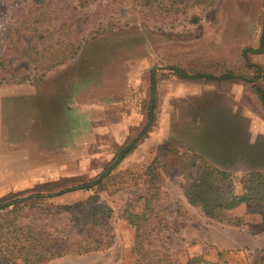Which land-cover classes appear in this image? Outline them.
Listing matches in <instances>:
<instances>
[{"label": "rangeland", "instance_id": "1", "mask_svg": "<svg viewBox=\"0 0 264 264\" xmlns=\"http://www.w3.org/2000/svg\"><path fill=\"white\" fill-rule=\"evenodd\" d=\"M35 8L39 10L33 13ZM263 17L264 0H0V90L11 94L5 102L7 130L0 158V166L10 172L0 174V198L36 184L53 192L97 178L147 122L152 70L156 96L147 134L102 185L43 198L22 223L45 231L47 250L68 248L65 255L80 256L75 252L94 243L103 248L88 252L85 263L134 264V229L121 215L127 205L141 210L138 196L149 178L144 172L159 156L156 209L169 227L151 234L149 251L164 254L170 264L193 259L198 264L260 263L264 230L255 226L261 217L245 203L225 212L241 220L239 225L205 216L187 201L185 176L171 165L185 154L170 152L162 158L161 149L196 144L199 153L230 173L226 185L236 193L245 172L264 171V105L256 90L264 91V51L248 52L249 61L261 69L255 83L183 78L169 69L254 77L255 69L247 66L241 51L258 47ZM34 26L47 39H37L30 30ZM64 38L81 45L61 64L45 69L41 55L27 52L36 58L34 64L24 56L23 50L34 46L40 52L47 45L57 49ZM83 83L91 120L86 126L65 115L61 103ZM22 91L32 94L18 96ZM51 121L60 123L56 130L49 127ZM24 131L29 137L23 138ZM23 166L36 173L19 174ZM88 198L104 208L76 214L59 209ZM44 208L51 214L46 216ZM97 217L106 223L95 224Z\"/></svg>", "mask_w": 264, "mask_h": 264}, {"label": "trees", "instance_id": "2", "mask_svg": "<svg viewBox=\"0 0 264 264\" xmlns=\"http://www.w3.org/2000/svg\"><path fill=\"white\" fill-rule=\"evenodd\" d=\"M212 1L207 3V6H211ZM35 10V11H34ZM33 10V13L37 12V8ZM32 32H36L37 39H47L42 31L37 26ZM66 38L61 41L57 49H54V45H47L41 48L40 51H36L35 47L26 48L23 50L24 56L27 57L29 63L34 64L37 62L36 58H31L27 52L31 50L33 56L41 55L42 62L45 63V69L52 68L58 64L63 63L67 59L72 58L80 49V44L68 43ZM264 51V17L262 21L261 33L259 37L258 47L256 49L246 47L241 51L242 57L247 66L255 69L256 75L252 78L238 75L232 71H228L225 74L213 75L205 73L189 74L184 69L177 66H169V69L179 74L183 78H208L213 80H230V79H242L247 82L255 83L256 79L261 77L260 67L249 61L248 52L261 53ZM22 52V53H23ZM256 85V84H254ZM256 90L264 105V91L256 86ZM156 96V80L154 72L150 71V100L147 112V122L140 130L136 138L131 142L125 143L119 147L114 155L113 162L106 166L103 171L97 176V178L76 184L74 186L61 187L53 192H43V186L36 184L31 189L22 191H16L14 193L5 195L0 198V264H46L53 259L59 258L67 253L69 249H55L47 250V237L43 229L36 228L34 225L22 223L23 219H26L30 213L29 210L34 207H38L37 203L43 198H51L53 196H59L67 192L74 190H89L96 185H102L105 177L109 174V171L113 169L128 153H130L134 147L135 142L144 137L154 120V100ZM198 150V151H197ZM161 157H166L170 152L178 154L182 151L185 157L176 165L180 168L181 172L185 176L184 194L187 201L192 206L198 207L205 216L221 223L239 225L242 223L239 219L228 218L225 215L226 211L232 210L238 207L240 204H247L248 210L251 213L258 214L261 217L260 223L255 227L264 230V171L251 170L245 172L241 177L242 190L239 193L234 192L230 186L226 185L227 180L230 177V173L227 170L220 169L210 158L204 157L199 153V148L196 144H171V146H165L161 149ZM179 160V157H178ZM160 161V162H159ZM160 157L157 156L153 161L146 166L144 174L149 175L146 181V188L138 198L142 200V208L139 211H134L130 206H126L122 217L133 227L134 240H133V252H134V264H170L171 260L164 254L153 253L147 248L150 242L149 238L151 234L160 230L161 228L169 227L168 222L165 221L160 215L159 206L157 202L160 199L161 187L159 182L161 179L158 177V165H161ZM163 165V164H162ZM196 168V172L193 173L192 168ZM155 170L157 173H155ZM148 174V175H147ZM68 178L65 181H70ZM95 208L100 210L104 206L95 204L93 198H88L86 201L72 206L59 207L61 212L76 214L82 213L86 208ZM46 216L50 215V210L44 208ZM94 217V216H93ZM95 224H103L99 218L94 219ZM99 247L96 244H88L81 247L76 251L77 254H85L96 250ZM79 249V248H78ZM224 252H219L221 255ZM260 263L264 262V251L260 258ZM188 264H198L197 260H191ZM203 264H218L217 262H204Z\"/></svg>", "mask_w": 264, "mask_h": 264}, {"label": "crops", "instance_id": "3", "mask_svg": "<svg viewBox=\"0 0 264 264\" xmlns=\"http://www.w3.org/2000/svg\"><path fill=\"white\" fill-rule=\"evenodd\" d=\"M77 67V66H76ZM76 86V85H75ZM87 85L85 83H83L82 85H79V87H73L72 90V96H70L69 98H65L64 96L61 98V103H63V105L65 106V115H72V121L75 122V124L77 125H81V126H86L89 125L90 121L88 114H89V108H87L84 105L89 104V99L87 97V92H86V88ZM32 94L31 92H27V91H22L19 92L18 96H26V95H30ZM11 94L7 93L4 89L0 90V158H2L3 156L1 155V152L3 151V143L5 142V139L3 138L6 130H7V119H6V104L5 103L8 99V97ZM76 117V118H75ZM85 117V118H84ZM5 118V120H4ZM86 120V122H85ZM111 120H107L106 124L109 125ZM115 123V122H113ZM111 123V125L113 124ZM60 123H55L53 121H51L49 123V127H54L55 130L57 129V127L59 126ZM110 126V125H109ZM26 127V126H24ZM27 130V128H24ZM25 130V131H26ZM29 130V129H28ZM21 134H23V130H20ZM24 131V137H29L28 134ZM31 132H34L33 130H29ZM30 132V133H31ZM52 135V131L50 130L49 132ZM27 134V135H26ZM30 135V134H29ZM7 141H9L7 139ZM8 150V149H7ZM4 166H0V174H8L10 171L7 168L6 170H4V168H2ZM20 171H18L19 174H35L36 172V168H34V171L32 170H28V167H20L19 168ZM89 254H83L80 256H75V255H63L59 258L53 259L50 262L46 263V264H88L85 263L86 260H83L84 258H87Z\"/></svg>", "mask_w": 264, "mask_h": 264}]
</instances>
